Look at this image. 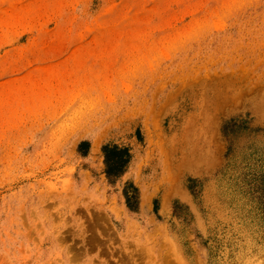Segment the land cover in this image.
I'll use <instances>...</instances> for the list:
<instances>
[{"label":"rangeland","instance_id":"obj_1","mask_svg":"<svg viewBox=\"0 0 264 264\" xmlns=\"http://www.w3.org/2000/svg\"><path fill=\"white\" fill-rule=\"evenodd\" d=\"M0 264H264V0H0Z\"/></svg>","mask_w":264,"mask_h":264},{"label":"trees","instance_id":"obj_2","mask_svg":"<svg viewBox=\"0 0 264 264\" xmlns=\"http://www.w3.org/2000/svg\"><path fill=\"white\" fill-rule=\"evenodd\" d=\"M228 128V126H227ZM226 130V128H225ZM86 144V143H85ZM84 143H81V147ZM105 163L107 166V175L118 176L125 170L126 165L130 160V153L127 148H119L118 146H105Z\"/></svg>","mask_w":264,"mask_h":264},{"label":"bare ground","instance_id":"obj_3","mask_svg":"<svg viewBox=\"0 0 264 264\" xmlns=\"http://www.w3.org/2000/svg\"><path fill=\"white\" fill-rule=\"evenodd\" d=\"M221 82H222V81H221ZM221 82H220V83H221ZM223 82H224V81H223ZM220 83H219V84H220ZM223 87H224V85H223ZM212 88H213V87H212ZM226 88H228V87H226ZM221 90L223 91V89H221ZM221 90H220V92H221ZM227 90H228V89H226V92H227ZM238 90H239V89H238ZM238 90H237V91H238ZM241 90H242V88H241ZM218 91H219V90H218ZM218 91H217V92H218ZM224 91H225V90H224ZM217 92H215V93H217ZM226 92H225V93H226ZM239 92H240V91H239ZM221 93H222V92H221ZM221 93H220V94H221ZM235 93H238V92L235 91ZM217 94H219V93H217ZM240 94H241V93H240ZM215 95H216V94H215ZM221 95L223 96V93H222ZM233 95H234V94H233ZM219 96H220V95H219ZM219 96H218V98H219ZM225 96H226V95H225ZM215 97H216V96H215ZM234 97H235V95H234ZM234 97H233V98H234ZM218 98H217V99H218ZM225 98H227V97H225ZM230 98H232L231 95H230ZM237 98H238V97H237ZM212 99H213V98H212ZM212 99H211V100H212ZM211 100H210V101H211ZM233 101H236V100H233ZM214 102H215V101H214ZM236 102H237V101H236ZM214 104H215V103H214ZM229 104H231V103H229ZM233 105H234V104H233ZM219 106H220V105H219ZM214 107H215V106H214ZM229 107H230V105H229ZM219 108H220V107H219ZM219 108H218V109H219ZM213 109L215 110L216 108H213ZM220 109H221V108H220ZM214 110H213V111H214ZM197 166H198V165H197ZM198 167H199V166H198ZM195 168H196V167H195ZM197 170H198V168H197ZM197 172H198V171H197ZM199 172H200V171H199ZM200 173H201V172H200ZM183 198H185V197H183Z\"/></svg>","mask_w":264,"mask_h":264}]
</instances>
